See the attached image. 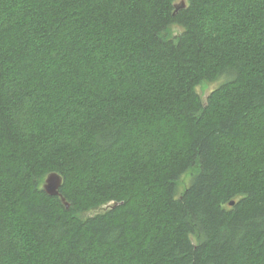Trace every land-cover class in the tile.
Wrapping results in <instances>:
<instances>
[{
	"label": "trees",
	"instance_id": "16d2710c",
	"mask_svg": "<svg viewBox=\"0 0 264 264\" xmlns=\"http://www.w3.org/2000/svg\"><path fill=\"white\" fill-rule=\"evenodd\" d=\"M0 264H264V0H0Z\"/></svg>",
	"mask_w": 264,
	"mask_h": 264
},
{
	"label": "water",
	"instance_id": "95a60500",
	"mask_svg": "<svg viewBox=\"0 0 264 264\" xmlns=\"http://www.w3.org/2000/svg\"><path fill=\"white\" fill-rule=\"evenodd\" d=\"M183 4V2H181ZM62 176L56 172H50L44 179L43 183H42V190L50 196H59L61 201L64 203L65 207L67 208L69 206V204L65 201V198L62 196V194L60 193V187L62 185ZM230 205L233 204V201L229 202ZM117 203L116 202H111L108 203L100 208H98L96 210V212L99 211H103L106 210L108 208H113L114 206H116Z\"/></svg>",
	"mask_w": 264,
	"mask_h": 264
},
{
	"label": "rangeland",
	"instance_id": "374dc122",
	"mask_svg": "<svg viewBox=\"0 0 264 264\" xmlns=\"http://www.w3.org/2000/svg\"><path fill=\"white\" fill-rule=\"evenodd\" d=\"M173 34H176L180 31L179 27H172L171 29ZM219 84V80L217 81H212V82H202L198 87H197V92L204 98L208 95V93L213 90L217 85ZM190 180V174L189 172L183 174L177 184V194L181 193L184 188L188 185Z\"/></svg>",
	"mask_w": 264,
	"mask_h": 264
}]
</instances>
